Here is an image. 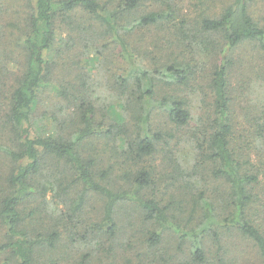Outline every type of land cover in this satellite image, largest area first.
<instances>
[{"label": "trees", "instance_id": "16d2710c", "mask_svg": "<svg viewBox=\"0 0 264 264\" xmlns=\"http://www.w3.org/2000/svg\"><path fill=\"white\" fill-rule=\"evenodd\" d=\"M195 1L197 15L192 18L180 9V0H34L25 21L26 70L5 114L11 146L0 143V154L10 167L6 173L0 171V228L4 231L0 264H62L55 254L64 231L71 234L69 244L77 249L70 264H91L95 253L90 246L84 250L87 253L81 252L84 238L78 237L80 232L62 229L71 221L66 217L68 211L76 217L91 194L104 202L95 232L100 243L105 238L117 242L125 234L123 203L133 200L143 216L145 244L157 252L166 229L183 219L175 216L177 209L187 214L176 205L169 183L162 188L164 192L154 189L160 187L156 170L143 165L146 158L158 153L161 143L169 147L179 138L174 131H152V119L158 113L176 129H189L196 144L197 166L205 168L223 189L207 195L202 192L198 198L187 188L178 190L192 198L187 223L177 226L184 246L191 243L192 256L177 264H209L208 252L214 245L215 252H224V236L231 232L228 228L251 242L264 264V109L252 125L254 152L245 154L235 135L231 91L232 55L246 44H254L258 53H264V24L254 15V0H234L220 10L207 0ZM83 13L113 38L132 67L125 76L111 79L128 119L123 115L111 123L100 120L94 98L81 92L74 97L73 116L68 117L69 134L56 131L32 136L30 124L40 102V89L48 79L47 61L58 41V23L72 25ZM137 28L166 33L174 53L167 54V48L157 42L155 46L160 47L155 51L160 57L155 68L143 67L137 60L139 55L143 61L145 53L134 37ZM208 59L216 60L210 70L204 68ZM201 83L208 86L212 101L201 124L192 128L188 99L181 92ZM101 140L122 145L120 156L133 166L119 178L122 181L113 182L114 169L101 167L102 156L93 149L97 147L94 142ZM168 158L173 160L172 155ZM49 165L60 170L45 174ZM221 203L225 204L222 211ZM77 218L82 225L79 213ZM218 260L216 264H230L222 256Z\"/></svg>", "mask_w": 264, "mask_h": 264}, {"label": "rangeland", "instance_id": "374dc122", "mask_svg": "<svg viewBox=\"0 0 264 264\" xmlns=\"http://www.w3.org/2000/svg\"><path fill=\"white\" fill-rule=\"evenodd\" d=\"M207 1L211 7L220 10L234 0ZM195 3V0H180L179 6L184 14L194 18L197 15L193 8ZM33 6L34 0H0V143L8 147L11 146L12 133L6 126L5 114L10 97L26 70V54L23 49L27 32L25 21L31 15ZM252 10L255 17L264 24V0H254ZM70 24L62 21L58 23V41L53 54L47 61L49 63L48 79L40 89V102L30 124L32 136L49 135L56 131L69 134L72 129L69 126L68 117L73 116L76 109L73 100L81 92H88L94 98L100 120L105 119L107 123H111L121 119L123 115L128 117L122 108L121 100L118 99L119 92L116 89L118 87L111 81L114 75L125 76L132 71V67L124 60L119 45L113 41L111 36L106 35L88 14L77 15L73 24ZM134 37L145 51L141 55L143 61H139V55L137 58L145 68L154 69L158 62L157 58L160 55L155 49H159L160 45L155 46L157 42L167 48V54L174 53L168 46L167 34L155 28H137ZM255 48L254 44H246L232 55L235 63L233 77L231 76V91L234 100L232 113L238 146L243 148L240 151L245 154L254 152L252 125L258 119L260 110L264 109V53H258ZM215 62V59L206 60L204 68L210 70L215 66ZM181 95L188 99L193 116L191 127L197 128L201 124L200 120L206 117L209 102L212 101L210 90L203 83L200 86L194 84L193 87L185 88ZM155 129L164 132L174 131L179 134V138L171 142L169 147L165 145L166 143H161L158 153L146 158L143 165L152 166L154 173L156 170L155 176L159 180L160 187H154V189L164 192L162 188L169 183L173 190L172 194H175L176 205L187 214L184 215L177 209L175 216L183 218L182 221L166 229L164 243L155 252L145 244L147 235H142L144 233L143 216L140 217L138 213V204L133 200H128L123 203L125 210L122 213L121 223L125 234L121 235L117 242H108L105 238L100 243L95 232L101 224L104 202L98 195H89L78 212L83 224L81 225L78 221V213L75 217L74 213L67 210L66 217L71 218V221L62 229L68 232L76 229L80 232L78 237L84 238L80 242L84 245L81 252L87 253L84 250L86 246H90V252L95 253L91 264H129L131 261L133 264H177L185 258L190 259L192 256V252H189L192 248L191 243L188 241L184 246L183 241H180L177 226L179 224L184 227L187 223L186 219L190 211L189 202L192 198L191 195L186 197L184 193L180 194L178 190L187 188L193 191V197L196 196V198L202 192L206 195L223 192L220 183L215 181L205 168L197 166L196 144L187 132L188 128L176 129L163 114L158 113L152 119V131L155 132ZM94 145L97 146L93 148L94 152L102 156L104 161L101 167L114 169L113 182L122 181L119 178L126 174V171L133 170L130 162H126L120 156L122 152L119 149L120 144L101 140L94 142ZM169 153L173 160L168 158ZM174 160H177L175 165ZM8 162L6 156L0 154L1 172L6 173V169H10ZM58 170L60 168L49 165L46 167L45 174H51V171L56 173ZM223 206L225 204L221 203L219 207L221 211ZM64 211L67 212L65 208ZM145 228L149 229L146 226ZM227 231L231 232L224 236V252H215L217 245H214L212 252H208L209 264H216L221 256L228 259L230 264H262L258 251L251 242L230 228ZM3 234L4 231L0 228V238ZM68 235L71 234L65 235L64 231L61 248L55 254L62 264H70L69 259L77 250L70 246Z\"/></svg>", "mask_w": 264, "mask_h": 264}]
</instances>
